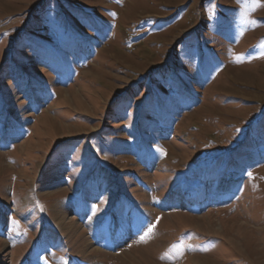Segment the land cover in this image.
<instances>
[{
	"label": "rangeland",
	"instance_id": "374dc122",
	"mask_svg": "<svg viewBox=\"0 0 264 264\" xmlns=\"http://www.w3.org/2000/svg\"><path fill=\"white\" fill-rule=\"evenodd\" d=\"M0 264H264V0H0Z\"/></svg>",
	"mask_w": 264,
	"mask_h": 264
},
{
	"label": "bare ground",
	"instance_id": "6f19581e",
	"mask_svg": "<svg viewBox=\"0 0 264 264\" xmlns=\"http://www.w3.org/2000/svg\"><path fill=\"white\" fill-rule=\"evenodd\" d=\"M68 223V222H67ZM63 224V223H62Z\"/></svg>",
	"mask_w": 264,
	"mask_h": 264
}]
</instances>
